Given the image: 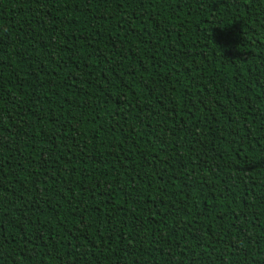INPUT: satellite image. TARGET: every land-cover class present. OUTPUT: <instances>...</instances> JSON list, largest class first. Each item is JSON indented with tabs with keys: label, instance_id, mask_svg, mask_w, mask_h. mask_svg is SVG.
Returning <instances> with one entry per match:
<instances>
[{
	"label": "trees",
	"instance_id": "16d2710c",
	"mask_svg": "<svg viewBox=\"0 0 264 264\" xmlns=\"http://www.w3.org/2000/svg\"><path fill=\"white\" fill-rule=\"evenodd\" d=\"M0 264H264V0H0Z\"/></svg>",
	"mask_w": 264,
	"mask_h": 264
}]
</instances>
